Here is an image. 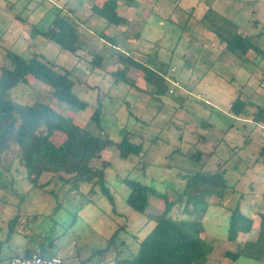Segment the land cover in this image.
<instances>
[{"label":"rangeland","instance_id":"1","mask_svg":"<svg viewBox=\"0 0 264 264\" xmlns=\"http://www.w3.org/2000/svg\"><path fill=\"white\" fill-rule=\"evenodd\" d=\"M94 2L0 0V64L6 62L4 53L9 49L26 58L38 51L59 66L73 68V90L85 101L86 108L60 101L54 90L39 80L19 84L10 91V97L22 105L47 102L92 132L114 140L128 133L133 142L142 144L143 153L122 158L117 148L109 145L92 163L98 168L104 162L110 163L105 168L106 185L114 196V212L99 186L89 191V185L83 184L82 195L45 174L40 182L49 181L48 186L34 187L19 164L18 148L13 146L3 161L11 187L0 189V264H8L12 256L25 249L38 251L40 244L45 245L48 230L57 235L53 251L65 264H113L114 255L85 260L106 246L119 224L126 226L122 236L125 244L117 241L119 256L130 257L136 247L134 239L141 238L152 222L127 203L130 189L123 177L141 180L156 189L149 212L157 213L162 209L158 194L175 199L184 189L181 175L212 172L219 156L213 153L210 157L209 152L215 150L226 157L228 147L243 145V134L254 125L252 113L257 105L264 107V0H133L131 4L140 12L126 15L128 8L119 9L125 20L122 33L92 14ZM145 9L151 15L144 22L141 11ZM58 14H69L78 30L82 43L75 56L33 32L35 23L45 30ZM56 32L57 27L50 26V34L54 36ZM101 32L109 37L120 33L121 37L110 45ZM129 34L132 38L128 40ZM239 36L250 39L255 48L244 57L239 51L232 52V42ZM96 51L103 53L105 60L102 67L94 69L90 60ZM120 52H128L149 66L153 79L163 76L165 80L155 84L130 66L134 83L115 82L110 71L123 67L117 58ZM237 96L247 103V109L235 118L228 110ZM99 103L103 108L101 130L90 117ZM231 121L233 126L228 129ZM37 132L55 142L65 137L46 126ZM252 135L256 143L264 141L263 129ZM200 150L204 154L199 163L191 161L189 156ZM241 155L234 154L227 164L232 186L223 196L214 193L192 199L198 200L202 208L208 203L206 210L187 213L185 202L172 210L174 217L201 221L200 237L212 249L205 264H264V236L259 237L261 216L257 214L264 212V158L261 165L242 174L245 163L252 162L256 154L244 151ZM238 202L248 218L243 220L244 229L250 220L254 222L249 230L241 229L238 239L232 241L228 238L230 216ZM192 207L190 204L189 210ZM16 215H20L19 220L11 232L8 222ZM233 249L242 251L237 261L225 254ZM255 254L263 256L258 261L251 257Z\"/></svg>","mask_w":264,"mask_h":264},{"label":"trees","instance_id":"2","mask_svg":"<svg viewBox=\"0 0 264 264\" xmlns=\"http://www.w3.org/2000/svg\"><path fill=\"white\" fill-rule=\"evenodd\" d=\"M131 2L133 0H101L99 3L95 0L91 6L92 14L99 16L107 21L109 25L119 26L122 23L123 16L119 13L120 2ZM128 4V5H129ZM125 5V4H124ZM72 13L71 9L67 10ZM69 14L53 18L52 25L57 27L54 36L50 34V26L41 30L38 24L33 25V32L36 35H42L49 40L57 43L64 51L72 55H77L81 46V39L74 23L69 19ZM103 39L108 43L114 44L116 38H111L104 32L100 33ZM232 52L239 51L240 56H246L249 50H255L252 42L247 37L239 36L232 42ZM6 62L0 64V189L7 190L11 187V181L8 180L3 161L6 154L14 146L19 150L18 161L20 166L26 170V177L34 187L48 186L49 181L44 183L40 179L45 174H50L56 182L68 185L71 189L82 192V185L88 184L89 191H93L96 186L100 187L101 193L108 199L112 210L116 212L114 196L110 188L106 185L105 168L110 165L104 162L101 168L92 165L93 161L99 159L102 152L109 146L114 145L122 158L130 155H142L143 146L141 143H135L127 133L119 140H114L109 136H101L87 129L71 117L66 116L51 104L47 102L35 101L31 104H17L10 97V91L19 84H29L30 80H39L50 86L54 90V95L67 105L78 109H85L86 103L81 100L74 92L75 72L73 68H67L57 65L46 56L35 51L29 58L14 52L6 50L4 53ZM117 58L122 62L123 67H116L110 73L114 76L115 82H127L133 84L130 77L129 67L136 68L143 73L146 80H153L155 84L165 80L163 76L160 79H153L152 69L143 62L134 58L130 54L117 53ZM105 58L103 53L96 51L90 60L92 67L100 68ZM97 88V86H92ZM247 109V103L237 96L230 104L229 114L235 118L239 117ZM103 116L102 104L99 103L91 113V119L98 130H101ZM253 127L243 134V145L229 148L230 153L224 157L218 152L210 151L211 155L217 154L219 159L215 161V169L210 173L194 172L191 175H181L184 179V189L175 199H171L168 194H158L162 209L157 213H150L149 206L151 197L157 195V191L151 185L138 179L123 177V181L129 186V193L126 201L129 206L138 213L147 217L152 222L151 228L144 235L136 240L135 251L130 257L119 256L118 239L120 244H125L126 240L122 238L126 231V226L119 224L105 247L93 252L85 261L99 256L104 259L107 256L114 255L113 264H205L212 251L210 245L200 237V220H193L187 217H174L173 208L180 202H185L184 209L188 212H197L201 209L206 210L208 203L202 208L198 200L192 202L198 195L212 196L214 193L224 195L227 188L232 186L228 176L229 167L227 164L238 154L250 151L255 158L250 163H245V174L248 169H252L262 164L264 158V141L256 143L253 132L259 129L264 130V107L257 105V110L252 113ZM228 129L232 128L233 122L228 124ZM46 126L48 130L61 132L65 135L60 142H55L47 136L38 134L39 128ZM227 132V129H223ZM204 151L192 153L189 158L193 162L199 163ZM50 193L58 198L54 190ZM254 194V192H253ZM264 194V191H263ZM192 210H189V205ZM60 206V205H58ZM191 214V213H190ZM261 216L259 223V237L264 236V212L258 211ZM20 215H16L8 222L9 231L13 232L18 223ZM75 219V218H74ZM247 215L241 211L240 202L232 211L230 216V227L228 238L236 241L240 230H249L253 224L250 220L244 229L242 223ZM199 222V223H198ZM57 235L51 231L44 235L45 245L40 244L38 251L25 249L19 256H30L38 253L41 256L59 255L55 251ZM246 248L243 246L242 251ZM241 249L228 250L226 255L232 261H237L241 256ZM52 250V251H51ZM14 255V256H15ZM263 256V255H262ZM262 256L256 254L251 256L258 261Z\"/></svg>","mask_w":264,"mask_h":264},{"label":"built area","instance_id":"3","mask_svg":"<svg viewBox=\"0 0 264 264\" xmlns=\"http://www.w3.org/2000/svg\"><path fill=\"white\" fill-rule=\"evenodd\" d=\"M8 264H65L60 255L41 256L34 253L30 256H12Z\"/></svg>","mask_w":264,"mask_h":264},{"label":"crops","instance_id":"4","mask_svg":"<svg viewBox=\"0 0 264 264\" xmlns=\"http://www.w3.org/2000/svg\"><path fill=\"white\" fill-rule=\"evenodd\" d=\"M124 4H122V5H120V7H119V9L120 8H122L123 9V7H126V8H128V11H127V13H126V15H129V13H134L135 15H136V13L137 12H140V11H138V8L137 7H135V5L132 3L131 5L129 4V5H124ZM118 9V10H119ZM141 16H142V18H144L143 19V21L145 22L146 21V19H149V17H150V13H151V11L148 9H145L144 11H141ZM147 13V14H146ZM124 22H125V20L123 19L122 20V23L119 25V26H115L116 27V30H119V32H124L123 31V29H121V27H122V25L124 24ZM126 22H127V20H126ZM109 36V35H108ZM121 37V34L119 33V34H117L116 35V37H111V38H116L117 40H118V38H120ZM130 38H132V35H128V40L130 39ZM81 39V38H80ZM135 39H136V37H135ZM81 43H82V41H81ZM117 43V42H116ZM135 43H136V41H135ZM110 44V43H109ZM111 45V44H110ZM109 45V46H110ZM114 45V44H113ZM134 48H136V47H134ZM123 53V52H122ZM126 54H130V53H128V52H125Z\"/></svg>","mask_w":264,"mask_h":264}]
</instances>
